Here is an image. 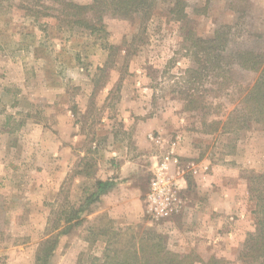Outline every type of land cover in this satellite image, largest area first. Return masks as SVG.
<instances>
[{
  "label": "rangeland",
  "instance_id": "374dc122",
  "mask_svg": "<svg viewBox=\"0 0 264 264\" xmlns=\"http://www.w3.org/2000/svg\"><path fill=\"white\" fill-rule=\"evenodd\" d=\"M175 1L156 0L145 30L134 19L107 15L105 31L91 32L56 17L35 19L34 9L43 14L59 1L0 0V157L8 159L0 176V264H35L46 241L56 244L48 264H100L109 260L107 241L116 229L118 247L133 233L154 230L192 264H255L241 251L257 226L248 176L264 173V128H207V121L226 119L240 93L218 92L203 72L185 73L192 56L182 18L169 13ZM183 1L185 21L198 35L211 37L226 24L229 50L264 51V0ZM256 75L240 70L236 79L247 87ZM190 93L201 101L195 109L185 105ZM69 127H77L80 146L56 195L46 183L59 162L49 163L45 147L72 132L71 140L76 132ZM169 152L184 169L186 205L157 220L145 197L154 163ZM126 172L145 193L137 224L113 220L91 195L99 180ZM76 208L80 222L65 223L64 212Z\"/></svg>",
  "mask_w": 264,
  "mask_h": 264
},
{
  "label": "trees",
  "instance_id": "16d2710c",
  "mask_svg": "<svg viewBox=\"0 0 264 264\" xmlns=\"http://www.w3.org/2000/svg\"><path fill=\"white\" fill-rule=\"evenodd\" d=\"M54 1H59L60 7L45 5L43 14L34 9L32 12L35 19L38 20L40 16L56 17L62 24L82 27L91 32L105 31L107 15L134 19L138 27L145 30L156 6V0H92L85 4L74 0ZM184 5L183 0H176L169 8V13L182 18L183 44L192 56V65L185 69V73L200 76L203 72L207 78L213 77L216 80L218 92L235 88L240 93L238 103L226 119L207 121V128H210L212 132L221 130L222 133L239 131L253 124L262 125L264 128V51L260 52L251 48L229 50L226 29L230 27L226 24L216 29L211 37L205 38L198 35L185 21L187 13L183 11ZM20 6L29 10L24 5ZM50 9L57 10L59 13L56 16L51 12L48 13ZM187 26L190 28H186ZM240 70L257 74L250 80L247 87H243L236 79V74ZM177 92L183 96L189 90ZM185 96L189 98L185 102L187 108H197L195 103L200 101L198 96L193 93ZM97 186L100 191L94 193V196L106 190L109 187V181L99 180ZM248 189L256 200L255 212L258 220L255 231L248 235L243 244L241 258L245 261L251 260L255 264H264V173L251 171L248 176ZM80 208L65 211L64 213L68 214L64 222L68 224L73 220L80 222ZM120 233L118 229L112 232L106 248L109 260L100 264H192L189 255L181 256L167 248L165 236L161 233L148 230L146 237L133 233L126 240L124 247H118L117 237ZM55 247V242L46 241L35 264H48Z\"/></svg>",
  "mask_w": 264,
  "mask_h": 264
},
{
  "label": "crops",
  "instance_id": "0c3cea01",
  "mask_svg": "<svg viewBox=\"0 0 264 264\" xmlns=\"http://www.w3.org/2000/svg\"><path fill=\"white\" fill-rule=\"evenodd\" d=\"M76 128L69 127V130L76 132ZM72 135V132L68 136L62 137V140L59 143V146L55 143L46 145L45 149L49 151V163L53 165L57 164L59 162V171L58 173L55 172V174L52 176L51 169L50 174L51 176L47 177V183L48 189L55 188L57 195V191L61 192L63 189H65V186L67 184L69 174L73 171V166L75 164V159L72 154V150L75 146H80V135L77 134V132L72 136V139L70 140V137ZM70 140V141H69ZM82 141V139H81ZM77 142V143H76ZM59 149V154H58ZM59 155V157H57ZM8 159H3L0 157V176H2V168L6 166ZM140 167L141 165L137 163ZM51 165V166H52ZM125 166H128L130 168H137L134 165H128L125 163ZM152 168V167H151ZM129 169H127L128 171ZM151 170V169H150ZM130 171V170H129ZM70 172V173H69ZM78 174L80 172H77ZM134 174V173H133ZM80 176L79 178H75V189L78 191L79 189V182H80ZM109 180V187L102 191L101 193H98L97 200L101 199L104 202L101 204L102 206L99 207L102 208V210H106L108 212L109 217H111L113 220H121L125 224H137L142 218H143V203H144V195L141 186L137 185L136 182H134L136 179L130 172L122 173L120 176H112ZM150 182V181H149ZM111 183V184H110ZM55 186V187H54ZM149 189V185H148ZM100 189L98 186L91 192L92 199H95L94 193L99 192ZM148 191V190H147ZM77 199V198H74ZM70 204V203H69ZM191 209V208H189ZM187 209L186 211H188Z\"/></svg>",
  "mask_w": 264,
  "mask_h": 264
},
{
  "label": "built area",
  "instance_id": "2783aa9c",
  "mask_svg": "<svg viewBox=\"0 0 264 264\" xmlns=\"http://www.w3.org/2000/svg\"><path fill=\"white\" fill-rule=\"evenodd\" d=\"M173 162L175 165L172 168ZM154 164L145 197L146 210L154 219H170L179 215L186 205L182 195L186 184L184 169L170 152Z\"/></svg>",
  "mask_w": 264,
  "mask_h": 264
}]
</instances>
